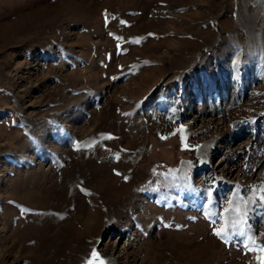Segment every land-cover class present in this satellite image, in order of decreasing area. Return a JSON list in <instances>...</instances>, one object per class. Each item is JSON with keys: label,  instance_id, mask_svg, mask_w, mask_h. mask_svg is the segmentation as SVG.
<instances>
[{"label": "rangeland", "instance_id": "1", "mask_svg": "<svg viewBox=\"0 0 264 264\" xmlns=\"http://www.w3.org/2000/svg\"><path fill=\"white\" fill-rule=\"evenodd\" d=\"M262 194L264 0H0V264H261Z\"/></svg>", "mask_w": 264, "mask_h": 264}, {"label": "snow or ice", "instance_id": "2", "mask_svg": "<svg viewBox=\"0 0 264 264\" xmlns=\"http://www.w3.org/2000/svg\"><path fill=\"white\" fill-rule=\"evenodd\" d=\"M212 192L209 190L207 193V202L204 205L205 215L206 217H214L217 213L211 210L212 200H211ZM251 203L252 205H256V199H251L249 201H244V204L247 205ZM264 207V194L259 197V207H254L253 211H259V208ZM28 211V210H25ZM229 211H234L236 213L235 218H233L230 222L226 219V213ZM219 218L224 220V225L220 228L214 229V235L221 238L222 240L228 241L233 236L244 237L245 235V225L248 220V209L245 207L243 210L238 204L235 209L232 208V201H228V207L224 209L223 212L219 214ZM215 222V221H214ZM231 229L229 231L228 229ZM247 247V245H244ZM261 251L264 252V248H261ZM87 264H105V261L100 259L99 254L95 249L91 252V259L87 261ZM261 264H264V261H261Z\"/></svg>", "mask_w": 264, "mask_h": 264}, {"label": "bare ground", "instance_id": "3", "mask_svg": "<svg viewBox=\"0 0 264 264\" xmlns=\"http://www.w3.org/2000/svg\"><path fill=\"white\" fill-rule=\"evenodd\" d=\"M195 227V226H194ZM198 228V227H197ZM152 253V252H151Z\"/></svg>", "mask_w": 264, "mask_h": 264}, {"label": "trees", "instance_id": "4", "mask_svg": "<svg viewBox=\"0 0 264 264\" xmlns=\"http://www.w3.org/2000/svg\"><path fill=\"white\" fill-rule=\"evenodd\" d=\"M263 236H264V234H263Z\"/></svg>", "mask_w": 264, "mask_h": 264}]
</instances>
